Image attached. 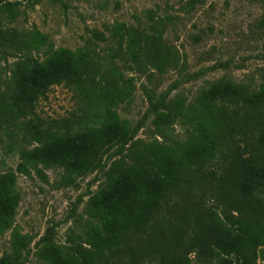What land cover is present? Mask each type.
I'll return each instance as SVG.
<instances>
[{"label":"rangeland","instance_id":"rangeland-1","mask_svg":"<svg viewBox=\"0 0 264 264\" xmlns=\"http://www.w3.org/2000/svg\"><path fill=\"white\" fill-rule=\"evenodd\" d=\"M0 27L20 40L0 45V264H87L67 256L72 241L89 247L96 264H158L150 258L153 250L158 257L169 255V240L177 231L161 217L150 244L134 260L105 256V233L85 205L89 188L94 191L100 183L90 187L95 173L73 175L71 182L63 178L64 164L43 162V176H7L23 160V151L39 145L20 124L24 118L6 114L8 104L25 90L29 71L67 57L85 77L54 85L40 100L35 120L45 129L64 139L119 120H143L139 138H163L184 148L197 140L196 128L177 121L155 129L152 117H146L149 96L158 98L171 89L192 99L207 81L222 76L257 84L264 71V0H0ZM162 57H171L172 63L158 72L151 58ZM138 60L146 69L137 67ZM208 116L230 167L238 170L241 158L262 152L257 142L239 138L243 124L229 111L214 108ZM260 120L264 108L248 122L255 136L260 131L254 123ZM213 169L192 174L202 195L187 203L192 216L191 240H185L189 246L182 251L187 264H264V191L223 190ZM13 202L17 205L7 225L1 210ZM87 222H93L89 237ZM230 229L258 236L253 259L213 249L212 241Z\"/></svg>","mask_w":264,"mask_h":264},{"label":"trees","instance_id":"trees-1","mask_svg":"<svg viewBox=\"0 0 264 264\" xmlns=\"http://www.w3.org/2000/svg\"><path fill=\"white\" fill-rule=\"evenodd\" d=\"M17 38L0 27V45L17 44L20 41ZM150 63L158 72H164L172 62L171 57H162L151 58ZM141 64L138 60L137 67L142 70L145 67ZM29 72L24 79L25 90L8 104L6 114L13 120L24 118L20 124L31 130L39 145L23 151V160L7 176L15 179L19 173L31 177L33 172L43 176L40 167L43 162L64 164L63 178L71 182H74L73 175L86 177L95 173L89 185L100 183L94 191L89 188L85 205L105 233L103 252L106 257L124 255L130 262L134 260L136 253L141 252L145 244H150L156 219L161 217L176 225L177 231L169 240L171 253L162 258L153 250L150 258H157L158 264H187L188 257L182 254L183 248L189 246L185 240H191L192 216L188 213L191 208L187 203L195 199V194L196 199L202 195L193 182L194 173L201 175L214 168L218 172L215 182L223 190L264 191V121L254 123L260 131L258 136H255L256 130L248 128L252 113L264 108V71L253 85L226 76L207 81L192 99L183 94H172L171 89L158 98L149 96L146 117H152L155 129H166L177 121L196 128L197 140L184 148L171 145L163 138L150 141L139 138L143 120L136 123L119 120L96 132L78 133L62 139L63 134H53L35 120L37 105L54 85L75 84L85 74L67 57L54 58L49 67H35ZM132 95L131 90L130 99ZM214 108L226 109L239 118L244 127L239 138L244 142H257L262 150L260 154L248 153L241 158L238 170L230 167L226 151L210 126L208 115L214 113ZM16 205L17 202H13L1 210L5 224H11ZM82 220L78 218L77 222ZM86 224L85 235L89 237L88 230L92 229L93 222ZM261 234L264 238V233ZM257 237L245 229H230L216 237L211 245L220 254L253 259ZM88 252L89 247L83 242L72 241L67 246L68 257L96 264L94 254L88 255Z\"/></svg>","mask_w":264,"mask_h":264}]
</instances>
